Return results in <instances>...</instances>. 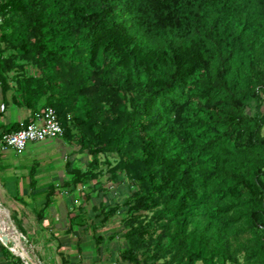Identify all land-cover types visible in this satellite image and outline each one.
I'll use <instances>...</instances> for the list:
<instances>
[{"label": "trees", "instance_id": "16d2710c", "mask_svg": "<svg viewBox=\"0 0 264 264\" xmlns=\"http://www.w3.org/2000/svg\"><path fill=\"white\" fill-rule=\"evenodd\" d=\"M0 84L31 114L4 133L52 107L91 157L68 185L116 157L121 262L264 264V0H0Z\"/></svg>", "mask_w": 264, "mask_h": 264}, {"label": "crops", "instance_id": "0c3cea01", "mask_svg": "<svg viewBox=\"0 0 264 264\" xmlns=\"http://www.w3.org/2000/svg\"><path fill=\"white\" fill-rule=\"evenodd\" d=\"M30 118V111L24 107L12 103L5 107L0 84V134ZM88 160L87 153H81L75 143L65 138L30 143L22 153L0 146V209L34 249L62 247L64 252H84L87 248L84 241L94 226L72 227L70 218L81 213L91 220L92 212L86 210L85 204L79 207L81 186L75 188L68 183L73 179L72 170H85L83 166L88 165ZM50 192L52 202L45 209ZM0 219L7 222L1 214ZM102 245L94 248L100 249ZM11 250L0 235V264H16Z\"/></svg>", "mask_w": 264, "mask_h": 264}, {"label": "rangeland", "instance_id": "374dc122", "mask_svg": "<svg viewBox=\"0 0 264 264\" xmlns=\"http://www.w3.org/2000/svg\"><path fill=\"white\" fill-rule=\"evenodd\" d=\"M11 93L12 92L9 94L11 95ZM90 160L91 157L89 156L88 164ZM115 164L116 157L114 155L102 154L100 156L101 175L99 179L93 181L89 186H81L79 189L83 191L84 194H81L80 191L79 195L77 191V196H81V199L79 198V207L85 204V206H87L86 210L92 212L93 218L96 214L101 213V207L103 205L111 208L120 206L119 213L114 215L105 226L98 228L96 232L89 231V236H86L84 241V246H87L84 252H80V250H70L69 252L67 251V253L64 252L65 250L62 247L58 249L56 247L48 251L36 250L33 248L31 241L27 242L21 236L25 248L30 252L32 258V261L28 262L17 252V250L21 249L19 236L12 230L6 221L0 219V235L10 249L12 247L13 251L11 250V252L13 253V257L16 258V264H61V262L62 264H104V262L105 264H127L121 262L118 258V253L127 247V242L120 237L110 239V236L114 233L124 231V220L126 218L127 208L123 204L136 188L130 185L124 174L119 177L118 182L111 181L110 169L115 166ZM83 167L86 170L88 165ZM99 216L100 217L96 218L95 221L96 226L100 224L103 218L101 215ZM93 226H91V228H93ZM95 234L103 235L107 238L106 242L102 245L103 247L100 249L94 248L96 245ZM64 261H67V263Z\"/></svg>", "mask_w": 264, "mask_h": 264}, {"label": "built area", "instance_id": "2783aa9c", "mask_svg": "<svg viewBox=\"0 0 264 264\" xmlns=\"http://www.w3.org/2000/svg\"><path fill=\"white\" fill-rule=\"evenodd\" d=\"M64 134L58 114L52 107H48L41 110L35 119L22 129L13 133H1L0 146L22 153L30 143L63 138Z\"/></svg>", "mask_w": 264, "mask_h": 264}, {"label": "bare ground", "instance_id": "6f19581e", "mask_svg": "<svg viewBox=\"0 0 264 264\" xmlns=\"http://www.w3.org/2000/svg\"><path fill=\"white\" fill-rule=\"evenodd\" d=\"M0 214L2 215V217H4L7 222L10 224L12 230L19 236L20 238V246H21V249L20 250H17L18 254L25 260H27L28 262H31L32 261V258H31V255H30V252L28 250H26L25 248V245H24V242L22 241V238H21V235L15 230V228L11 225L10 223V220L8 218L7 215H4V212L2 209H0ZM12 248V247H11Z\"/></svg>", "mask_w": 264, "mask_h": 264}, {"label": "water", "instance_id": "95a60500", "mask_svg": "<svg viewBox=\"0 0 264 264\" xmlns=\"http://www.w3.org/2000/svg\"><path fill=\"white\" fill-rule=\"evenodd\" d=\"M8 215V214H7ZM8 218L10 219L9 215H8ZM21 235V234H20ZM22 236V235H21Z\"/></svg>", "mask_w": 264, "mask_h": 264}]
</instances>
